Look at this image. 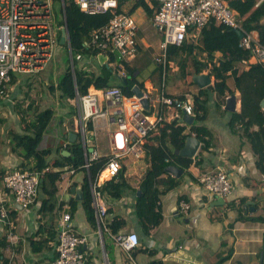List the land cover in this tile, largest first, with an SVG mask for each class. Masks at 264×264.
Wrapping results in <instances>:
<instances>
[{
	"label": "built area",
	"instance_id": "1",
	"mask_svg": "<svg viewBox=\"0 0 264 264\" xmlns=\"http://www.w3.org/2000/svg\"><path fill=\"white\" fill-rule=\"evenodd\" d=\"M80 10L95 13H110V17L103 25L93 28L90 33V45L98 54L106 55L104 63H108L111 71L120 78H126L130 59L138 51L139 25L134 15L129 11L130 1H144L152 10L150 21L160 33V53L151 56L149 61L161 66V86L170 70L177 65L166 59L168 44L180 45L185 38H198L202 28H208L213 22L222 23L230 28L241 29L239 46L250 49L246 62L264 63V45L258 40L257 31H246L240 26L239 12L230 6L229 0H74ZM262 0H256L257 6ZM53 0H0V99L8 96L13 80V72H39L49 63L57 40L68 47L73 69L70 37L66 24L64 8L60 17L53 16ZM64 5V0H61ZM98 60V59H97ZM145 87V85H144ZM143 96L149 101H159L155 115H149L144 108L141 97L132 93L125 95L117 85L105 88L89 86L85 93L77 89L69 101L77 105L73 123H64L65 129H74L77 141L80 142L83 154L84 170L89 169L92 160L106 158L103 167L93 181H89L92 194V206L98 232L101 237L102 229L106 230L113 241L124 250L133 249L139 242L138 234L134 231L127 233H113L105 221L109 216L108 206L98 187L105 180H119L121 171L125 167L128 156L134 159L146 157L145 139L157 133L164 123L165 109H172V118L180 117L179 113L191 115L194 118V109L190 94L180 97L164 91L152 93L147 87L142 90ZM104 127L111 128L110 145L103 151L96 145L89 144V140L96 139ZM91 135L89 138L88 136ZM93 141V140H92ZM71 142L66 139L62 145ZM91 147V150H88ZM149 157V156H148ZM15 168L7 171L2 178L3 186L13 195V200L22 207L35 205L38 199L39 182L45 171ZM64 171L62 180L74 172L66 166L57 167ZM105 172V174H104ZM199 182L212 195L222 198L232 193L233 185L229 174L223 167L207 171L199 176ZM180 208L187 211L190 203L181 199ZM8 227L6 238L10 244L17 241L19 236L14 232V223L9 210L0 199V227ZM56 255L46 264H90L88 254L83 245L87 235L75 230L73 218L69 211H62L57 224Z\"/></svg>",
	"mask_w": 264,
	"mask_h": 264
},
{
	"label": "crops",
	"instance_id": "2",
	"mask_svg": "<svg viewBox=\"0 0 264 264\" xmlns=\"http://www.w3.org/2000/svg\"><path fill=\"white\" fill-rule=\"evenodd\" d=\"M138 43L137 52L141 53L140 51L146 45L143 43L142 36H139V32ZM216 55L218 56L220 53L217 52ZM249 62H254V60L241 61L238 65L240 71L239 87L235 86L233 76H228L226 83L235 95L234 109L249 117L255 123L253 127L256 128L257 124H264V110L261 105L264 100V80L254 79L246 73V65ZM128 65L135 69L137 67L136 64H131V60ZM157 66V64H154L153 67L148 69L144 77L138 79L143 81L145 87L152 93L156 94L164 91L168 94L182 95L183 92L180 91L171 92L166 90L165 85L161 86V80L160 86H158L156 83L157 74L154 72ZM143 67L139 66L135 72L139 73ZM202 72L207 73L208 68H205ZM210 78L212 82L213 77ZM17 90H19V82H16L14 88L9 90L5 99H0V105L2 102H6L10 96L12 98ZM184 93L188 94V92ZM215 96L217 95L215 94ZM217 100L221 103L220 107L211 104L209 112L215 108L221 112L217 115L218 118L220 117L222 125L220 133H216L215 128L207 123V115L202 124L210 131L208 138L210 144L207 149H202L200 141L199 148L192 157L193 162L188 168H181L180 165L174 164L182 169L181 173L174 174L162 170L146 156L148 161L146 165L150 164V167L147 168L153 170L154 177H165L171 174L178 183L175 186L169 184L156 185L160 192L157 204L162 215L157 225L148 231H144L134 213V189H138L140 192V180L146 168L139 171L126 158L123 177L127 187L124 194L120 198L113 199L106 193L101 192L108 206L109 216L105 218V221L110 231L113 232L109 224L117 219L121 223L113 233L134 231L138 234L139 242L133 249L124 250L121 248V252L126 258L122 254H114L113 258L109 256L107 249L109 243L105 241L103 229L100 237L97 223L94 226L88 220L87 215L86 220H88L89 225L84 219L76 220L75 212L77 208L74 202L79 200L82 206L83 204L82 198L76 199L70 193L69 187L72 185L70 178V181L68 180L66 184H63L64 179L62 184H60V181L58 182L57 207L46 215L38 211L41 198L38 197L35 205L22 207L13 200V195L3 186L2 179H0V199L8 208L9 215L14 223L13 230L19 236L16 242L10 244L5 236L8 227L5 225L0 227V263L3 257H6L8 264H46L56 255L58 236L56 234L53 239H50L46 225L53 223L57 230L62 211H69L73 218L75 230L87 235V241L83 245V249L88 254L90 264H131L129 259L133 261L132 264H149V261L153 258L160 259L163 264H264V174L256 167L255 156L251 147L248 148L246 139L240 136V133L231 132L228 126L231 111L225 108L226 99L219 96ZM158 107L159 101L151 100L148 109L153 108V111L150 112L147 109L146 112L149 115H155ZM172 113H174L172 109H165L164 117H169L167 119L165 117L164 122L174 119L170 116ZM179 113L183 117L181 110H179ZM75 116L76 112L66 122L73 123ZM176 119H178L179 124L186 126L187 131L191 123L189 124L185 120L180 121V117H176ZM69 132L75 131L74 129L66 130L64 124L63 135L55 139L49 129L46 134L52 135L55 140H48L49 144H47L45 139L43 145L39 148L44 149L52 145L59 148L62 142L69 139ZM111 133L110 127L109 130L104 127L100 130L96 139L92 138L93 141L90 140L91 144L94 147L97 145L103 151L108 150ZM156 135V133L151 134L145 139L146 150L157 145ZM88 137L90 138L91 135ZM75 141H77V135ZM62 147L60 150H62ZM11 150L17 153L15 155L6 154L5 161L3 158L0 159V172L4 170L6 173L11 169L18 168V166L27 168V166H24L27 161L21 163V157L18 155L20 150H16L12 146ZM54 161L49 162V166L52 167ZM219 167H223L227 171L233 185L232 193L226 198L212 195L199 182L201 174ZM75 172H72V174ZM86 173V170H84V175L76 184V187H80L81 190V182ZM72 174L70 173L68 177ZM60 189L67 192L66 199L59 194ZM138 191L137 193H139ZM71 197L75 201H69ZM220 198L221 200H218ZM181 199H185L190 203L187 211L181 210L179 204ZM62 201L65 203L60 205ZM26 209L31 210L34 216H31L29 214L31 211ZM108 236L113 241L111 235ZM99 243L102 258H99L97 254L93 256L92 253L89 256L90 250L99 247Z\"/></svg>",
	"mask_w": 264,
	"mask_h": 264
},
{
	"label": "trees",
	"instance_id": "3",
	"mask_svg": "<svg viewBox=\"0 0 264 264\" xmlns=\"http://www.w3.org/2000/svg\"><path fill=\"white\" fill-rule=\"evenodd\" d=\"M57 1L60 2V0ZM255 2L256 0H229L230 6L239 12V17H241L240 26L246 31H257L258 40L264 45V0L257 6H255ZM140 4L146 8L149 17H151L152 10L144 1H137L134 7ZM63 8L70 37L71 52L75 50L82 54L96 55L97 50L90 45H86L85 42L90 41V33L93 28L99 27L108 21L110 13H86L80 10L74 0H64V5H61V11ZM239 41L240 37L232 28L222 23L213 22L210 27L201 29L197 41L185 38L180 45L168 44L166 59L177 65V75L186 78L189 75L202 73L205 68H208L207 74L213 77V79L211 83L204 87H198L197 92L190 95L194 109V121L189 125L188 130L186 131V126L179 124L176 118L169 122H164L156 133L157 145L151 146L146 150V155L162 170H166V167L174 164H178L181 168L186 169L192 164V157L176 155L173 152L175 148L183 146L187 135H195L201 141V148H208L210 144V140L208 139L210 131L202 124V121L208 115L211 94H216L217 98L221 96L226 99L232 93V89L226 83L228 76H233L235 86L239 87L240 71L238 65L242 60L248 59L251 54L250 49L239 46ZM217 52L220 55L217 56ZM189 61L192 64L191 67H193L192 71L188 67ZM126 67L128 76L124 83L122 78L111 71L108 63L99 64L100 73L85 69L84 67L77 68L75 63H73V71L70 65L66 67L57 88H59L63 96L69 98L74 97L76 89L80 93H85L91 85L95 88L117 85L125 95L133 93L131 88L134 84H138L142 90L145 89L143 81L138 79V73L135 72L136 69L128 64H126ZM170 69L171 66L168 65V70ZM245 71L254 79L264 80V63L262 62H249L246 65ZM154 72L157 74L156 83L160 86L161 66L158 65ZM169 78L170 76L167 74L165 82ZM117 79L119 81H116ZM191 82L194 83L193 81ZM49 88L50 90H55V85L50 84ZM185 94L182 93L184 96ZM182 95L179 96L182 97ZM24 96L27 98L28 91L24 92ZM17 107H19L18 102L14 105V108L17 109ZM32 109V102L28 103L26 108L19 107L17 109L21 115L19 117L20 121L26 125V128L34 130V135L24 136L18 155L21 157V163L22 161H27L26 165H24L27 166V169L41 170L49 165V161L45 158L49 147L42 149L40 152L39 138H41L42 131H49L51 129V117L47 111L34 112L32 119L29 121L26 114ZM230 113L228 126L231 132L240 133V136L246 139L255 156L256 167L264 174V124H257V127L254 128L255 123L249 117L242 115L236 110ZM61 147L62 145L56 148L59 158L55 159L50 170L43 173L41 177L42 181L39 182V190L42 192L43 197L41 198L38 211L45 215L50 214L57 207L58 182L61 179V174L64 172L57 170V167L66 166L67 170L74 169V172L77 169L84 170L82 165L85 160L80 142H69L62 147V150L69 152L68 155L62 154ZM28 159H33V161L30 163ZM105 160L106 158L104 157L92 160L88 172L86 170L87 173L81 182L83 190L82 204L88 220L94 226H96V219L92 206L89 181H93L97 177ZM124 169L121 171L119 180H105L98 187L100 193H106L113 199L120 198L127 187L125 186L123 177ZM4 174L5 171L1 170L0 179L3 178ZM76 184L77 182H72V185ZM140 184L139 193H137L138 189H134V213L144 231H148L157 225L162 218L160 207L157 204L160 192L156 185L169 184L170 186H175L178 183L171 174L156 178L154 177L153 170L146 168L142 174ZM69 201L73 202L75 199L71 197ZM63 203L65 202H60V205ZM120 223L121 221L117 219L111 221L109 224L111 230L115 232ZM46 229L49 232L50 239H53L57 234L54 224L48 223ZM0 264H8L7 258L3 257ZM149 264H163V262L160 259L153 258L149 261Z\"/></svg>",
	"mask_w": 264,
	"mask_h": 264
},
{
	"label": "rangeland",
	"instance_id": "4",
	"mask_svg": "<svg viewBox=\"0 0 264 264\" xmlns=\"http://www.w3.org/2000/svg\"><path fill=\"white\" fill-rule=\"evenodd\" d=\"M135 3L136 2L134 1H130L128 3V5L130 6L129 11L134 15L138 22L139 36H142L143 43L146 46L142 48V51H140L141 53L137 52L138 54L136 53L137 55L132 57L130 60L131 64H136V69H138L139 66H144L143 69H141L138 73V78H142L145 76L148 69H150V67H153L155 64L149 61L151 55L155 56L160 53V33L152 26L146 8L141 4L134 7ZM52 5L53 16L60 17L61 0L60 2L57 0H53ZM189 39L197 41L198 38L195 39L189 37ZM72 61L73 63H75L77 68L84 67L85 69L94 70L97 73H100V63L96 59V56L94 54H82L73 50ZM68 65L71 66V58L69 55L68 47L57 40L53 50L52 59L41 71L34 73L13 72L14 77L11 83L10 90L14 88L16 82H19V90H17L12 95V98L10 96V98L6 102H2L0 105V159L3 158L5 161L6 154L15 155L17 152L11 150V146L16 150H20L24 136L34 135V130H32L31 128H26V125L20 121L19 117L21 115L17 110L19 107L26 108L27 104L30 102H32L33 109L26 114L27 119L30 121L34 115V112L47 111L51 117L50 131L53 133V136L55 137V139H58L63 135L62 130L64 123L69 118L71 119V116L77 111L76 102L69 101L68 97L63 96L59 88H57V85ZM188 65V67H190V71H192L193 67H191L192 64L190 61L188 62ZM168 74L170 78L164 84L166 86V90H169L171 92H188L190 95H193L197 92L198 85L195 82V84L191 82L193 81L191 77L192 75H189L186 78H182L181 76L176 74V69L169 70ZM116 81H119V79H117ZM27 82L29 84L28 86ZM50 84L55 85V90H50ZM25 91H28L27 98H25L24 96ZM216 100L217 98L215 94H211L209 106L212 104L216 107H220V101L217 100L216 104ZM17 102L19 103V107H17L16 109L14 108V105H16ZM148 111H153V108H149ZM218 114H221V112L215 108L208 113V118L206 119L207 123L215 128L216 133H220V130L222 128L220 117L218 118L217 116ZM62 120L65 122H63ZM46 132L47 131H42L41 138H39V146L43 145V141L45 139L47 144H49V141L55 140L52 138V135L46 134ZM88 143L91 144V141L89 140ZM246 143L248 145V148L250 149L249 143ZM39 151L41 152L42 148H40ZM45 158L49 162H52L53 160L59 158L55 145L49 147V151L48 153H46ZM127 160L128 162L131 161L139 171H143L148 166L150 167V164L146 165V163L148 162L146 157L134 159L133 157L128 156ZM32 161L33 159H28V162L31 163ZM18 168L21 167L18 166ZM83 175L84 170L77 169L74 174L64 179L63 184H66L69 178L72 182L78 183ZM59 194L61 195V197L66 199L67 192H64L60 189ZM38 197H43V194L40 190H38ZM74 204L77 208L75 212L76 220L84 219L89 225L88 220H86L85 210L80 201L76 200ZM29 214L31 216H34V213H32V211L29 212ZM103 232L105 241L109 243L107 248L109 251V256L113 258L112 256L114 254H122L121 247L116 242L110 240L111 238L108 236L109 233L107 231ZM91 253L93 254V256L97 254L99 258H102L100 243L99 247H95L90 250L89 256L91 255ZM123 256L124 258H126L125 255ZM129 261L132 264L133 261L130 259Z\"/></svg>",
	"mask_w": 264,
	"mask_h": 264
},
{
	"label": "water",
	"instance_id": "5",
	"mask_svg": "<svg viewBox=\"0 0 264 264\" xmlns=\"http://www.w3.org/2000/svg\"><path fill=\"white\" fill-rule=\"evenodd\" d=\"M234 31L238 34L239 37H241L243 35V31L241 29H234ZM63 41H64V36H61L60 42H63ZM106 58H107L106 55L103 53H100L97 56V59H98L100 64H104ZM71 67H72V64H71ZM72 71H73V69H72ZM192 80H193V82H195L198 85V87H204L207 84L211 83V78L207 73L193 74ZM122 81L125 83L126 78H122ZM131 89H132V92L134 94L141 97V102H142L144 108L148 109L149 100L147 97L143 96V91L140 88V86L138 84H134ZM261 105H262L263 110H264V100L262 101ZM234 107H235V95L233 93H231L226 98L225 108L227 110L234 111L235 110ZM183 120H185L187 123L190 124L193 121V116L183 114ZM68 135H69V140L71 142H74L77 134L75 132H69ZM199 145H200V140L195 135H192V134L187 135L185 140H184L183 146L180 148H175L173 152L176 155L193 157L196 154L197 149L199 148ZM88 149L91 150V147H88ZM68 153L69 152L67 150L62 151V154H64V155L68 154ZM166 170L170 171L174 174H179L182 172V169L176 165H170V166L166 167ZM41 181H42V178H40V182ZM69 190H70V193H72L76 199L82 198V190L80 187H76V185H71L69 187ZM218 200H221V198Z\"/></svg>",
	"mask_w": 264,
	"mask_h": 264
},
{
	"label": "bare ground",
	"instance_id": "6",
	"mask_svg": "<svg viewBox=\"0 0 264 264\" xmlns=\"http://www.w3.org/2000/svg\"><path fill=\"white\" fill-rule=\"evenodd\" d=\"M104 174H105V172H104Z\"/></svg>",
	"mask_w": 264,
	"mask_h": 264
},
{
	"label": "clouds",
	"instance_id": "7",
	"mask_svg": "<svg viewBox=\"0 0 264 264\" xmlns=\"http://www.w3.org/2000/svg\"><path fill=\"white\" fill-rule=\"evenodd\" d=\"M203 73V72H202ZM193 135V134H192Z\"/></svg>",
	"mask_w": 264,
	"mask_h": 264
}]
</instances>
